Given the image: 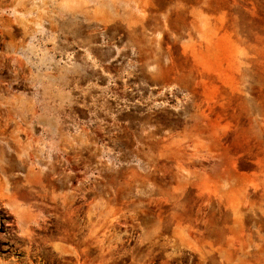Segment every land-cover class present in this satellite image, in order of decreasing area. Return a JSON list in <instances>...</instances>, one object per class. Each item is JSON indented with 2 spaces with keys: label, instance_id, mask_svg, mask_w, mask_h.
Returning a JSON list of instances; mask_svg holds the SVG:
<instances>
[{
  "label": "rangeland",
  "instance_id": "rangeland-1",
  "mask_svg": "<svg viewBox=\"0 0 264 264\" xmlns=\"http://www.w3.org/2000/svg\"><path fill=\"white\" fill-rule=\"evenodd\" d=\"M0 264H264V0H0Z\"/></svg>",
  "mask_w": 264,
  "mask_h": 264
}]
</instances>
